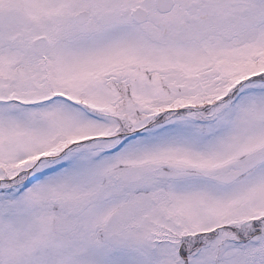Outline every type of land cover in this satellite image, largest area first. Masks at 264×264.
Listing matches in <instances>:
<instances>
[{
  "label": "snow or ice",
  "instance_id": "snow-or-ice-1",
  "mask_svg": "<svg viewBox=\"0 0 264 264\" xmlns=\"http://www.w3.org/2000/svg\"><path fill=\"white\" fill-rule=\"evenodd\" d=\"M0 264H264V0H0Z\"/></svg>",
  "mask_w": 264,
  "mask_h": 264
}]
</instances>
